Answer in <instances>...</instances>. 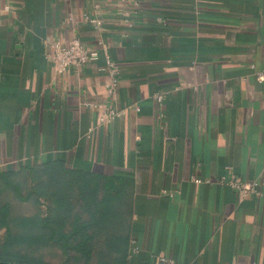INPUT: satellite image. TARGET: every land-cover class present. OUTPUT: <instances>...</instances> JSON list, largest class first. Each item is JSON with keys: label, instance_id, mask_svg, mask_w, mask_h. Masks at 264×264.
Masks as SVG:
<instances>
[{"label": "crops", "instance_id": "crops-1", "mask_svg": "<svg viewBox=\"0 0 264 264\" xmlns=\"http://www.w3.org/2000/svg\"><path fill=\"white\" fill-rule=\"evenodd\" d=\"M74 39L109 48L114 99L103 58H48ZM259 73L264 0H0V174L66 187L89 225L68 228L60 264H264V197L223 182L264 192ZM85 101L124 114L98 124Z\"/></svg>", "mask_w": 264, "mask_h": 264}, {"label": "trees", "instance_id": "trees-1", "mask_svg": "<svg viewBox=\"0 0 264 264\" xmlns=\"http://www.w3.org/2000/svg\"><path fill=\"white\" fill-rule=\"evenodd\" d=\"M14 173L0 174V230H7V237L4 242V247L15 246L18 243H37L44 242L51 244L57 243L62 249L65 255H68L69 248V235L67 230L69 227H84L88 226L83 218H73L74 204L69 201L66 196L65 186H61L60 193H52V183L50 180L45 182H39L37 184L36 170L31 168L29 170L28 178L30 179L31 186L28 189L27 194H23V188L19 182L12 181L11 177ZM13 191L21 201L34 200L37 207L46 206L47 215L42 216L41 211L32 218L20 219V222H16L11 218V204L4 202L1 197L6 190ZM44 200V202H43ZM92 223H99L100 220L93 219ZM25 227L27 232L25 234V240L23 237L16 235L14 229ZM24 240V241H22ZM81 254L84 252L79 251ZM5 261V260H4ZM21 263H27L25 261H17Z\"/></svg>", "mask_w": 264, "mask_h": 264}, {"label": "built area", "instance_id": "built-area-1", "mask_svg": "<svg viewBox=\"0 0 264 264\" xmlns=\"http://www.w3.org/2000/svg\"><path fill=\"white\" fill-rule=\"evenodd\" d=\"M85 20L96 26L103 27V21L90 14H85ZM50 52L48 58L54 63L59 72H66L71 67H84L87 64L95 63L100 59H104L105 63L101 67V71L108 73L109 81L106 83V92L109 98L114 99L120 88V70L115 61L112 59L109 48L105 45L102 39H99L93 44H85L79 39H74L66 44L61 41H55L49 44ZM259 78H264V73H259ZM157 99L163 101V94H158ZM85 107L93 108L100 112L98 124H105L115 117L124 114L123 111L114 109L103 110L102 106L93 101H85ZM201 182L200 179H195ZM223 182L234 188L241 197H247L251 194H260L264 197V192H259V182H247L241 177L233 176L231 179H226ZM138 252V247L135 246V241H132V247L129 252V259L132 260ZM168 264H174L172 260L163 259Z\"/></svg>", "mask_w": 264, "mask_h": 264}, {"label": "rangeland", "instance_id": "rangeland-1", "mask_svg": "<svg viewBox=\"0 0 264 264\" xmlns=\"http://www.w3.org/2000/svg\"><path fill=\"white\" fill-rule=\"evenodd\" d=\"M16 182H20L21 186L23 188V194H27L29 189V183L25 182L23 180V176L15 178ZM1 199L4 202H8L11 204V218H13L16 222H20L19 218L25 219V218H32L36 214L39 213V211L46 212L47 207H37L34 200L31 201H21L16 194L9 190L4 191L2 194ZM42 214V213H41ZM14 232L16 235L23 237L25 240V234L27 232V229L25 227H20L14 229ZM7 237V230L1 229L0 230V260L1 261H9V262H17V261H25L30 264H60L62 262V258L64 256L62 255V250L51 244H46L44 242L40 243L37 242L35 244L33 243H18L15 244V246H8L4 247L1 246L4 244ZM22 240V241H24ZM74 252L71 253L70 256L73 255Z\"/></svg>", "mask_w": 264, "mask_h": 264}, {"label": "water", "instance_id": "water-1", "mask_svg": "<svg viewBox=\"0 0 264 264\" xmlns=\"http://www.w3.org/2000/svg\"><path fill=\"white\" fill-rule=\"evenodd\" d=\"M0 264H26V263H17V262H7V261H1Z\"/></svg>", "mask_w": 264, "mask_h": 264}]
</instances>
